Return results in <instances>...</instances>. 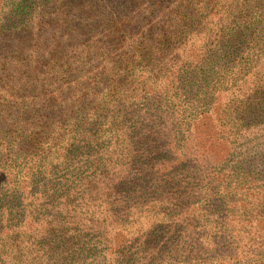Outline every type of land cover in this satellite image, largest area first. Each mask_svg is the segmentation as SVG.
Returning <instances> with one entry per match:
<instances>
[{
    "label": "trees",
    "instance_id": "16d2710c",
    "mask_svg": "<svg viewBox=\"0 0 264 264\" xmlns=\"http://www.w3.org/2000/svg\"><path fill=\"white\" fill-rule=\"evenodd\" d=\"M33 254L264 264V0H0V264Z\"/></svg>",
    "mask_w": 264,
    "mask_h": 264
},
{
    "label": "rangeland",
    "instance_id": "374dc122",
    "mask_svg": "<svg viewBox=\"0 0 264 264\" xmlns=\"http://www.w3.org/2000/svg\"><path fill=\"white\" fill-rule=\"evenodd\" d=\"M111 146H109L108 148H110ZM108 150V149H107ZM89 179H91V180H93L94 179V176L92 175V174H89ZM46 205H47V207H55V205L53 204V203H51V204H47V203H45ZM161 204L162 203H160L159 205H157L156 206V208H155V210L153 211L154 213H157V212H159V210H162V208H160V206H161ZM160 208V209H159ZM58 209V210H57ZM54 210H57V215H58V217L59 218H62V217H64V216H67V217H70V213L69 212H63L62 210H60L59 208H54ZM92 216V214H90L89 216H87L86 218H90ZM137 218H138V216H137ZM134 220H135V218H134ZM134 226H141V224H139V223H136V224H133ZM143 227H146L147 226V224L146 223H144L143 225H142ZM203 230V227L202 226H198V228L196 229V231H198V232H201ZM186 240H188V238L187 237H183V241H186ZM252 252H254V249H253V247H252ZM89 254H90V252H89ZM32 260H31V264H33L35 261H36V256H35V254H33L32 256ZM92 256H90V255H88L87 257H86V259H85V261L87 262V263H90L91 261H92ZM24 264H27V263H24Z\"/></svg>",
    "mask_w": 264,
    "mask_h": 264
}]
</instances>
